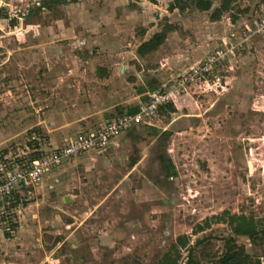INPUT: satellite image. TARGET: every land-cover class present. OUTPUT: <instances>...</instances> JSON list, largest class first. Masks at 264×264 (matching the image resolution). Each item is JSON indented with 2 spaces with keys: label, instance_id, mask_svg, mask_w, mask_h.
<instances>
[{
  "label": "rangeland",
  "instance_id": "obj_1",
  "mask_svg": "<svg viewBox=\"0 0 264 264\" xmlns=\"http://www.w3.org/2000/svg\"><path fill=\"white\" fill-rule=\"evenodd\" d=\"M52 1L0 0L3 136L32 125L36 114L28 100L43 95L50 104L64 100L54 87L55 73L66 75L90 51L110 56L112 45L133 50L145 34L143 24L154 32L167 20L187 19L188 36L177 54L190 64L181 71L212 56L217 60L206 79L175 93V112L154 119L155 127L166 129L164 140L158 141L155 129H143L137 134L145 136L142 142L135 135L116 152L77 157L54 188L33 197L21 215L23 229L13 237L0 232V264H157L179 235L190 241L179 249L178 264H186L199 239L204 241L195 247V258L211 264L231 236L264 264V240L253 243L235 235L228 223L231 215H245L264 231V33L254 22L264 16V0H235L233 10L218 20L211 13L221 0H211L205 11L191 3L188 17L178 9L169 12V0ZM44 2L51 4L43 7ZM120 29L127 37L124 46L94 42V36ZM154 57L143 61L147 68ZM178 73L165 84L170 86ZM29 133L6 141V148L21 150ZM163 148L173 179L162 192L145 191L137 174L158 171L155 152ZM66 195L72 197L69 202ZM199 226L204 229L196 231Z\"/></svg>",
  "mask_w": 264,
  "mask_h": 264
},
{
  "label": "crops",
  "instance_id": "obj_2",
  "mask_svg": "<svg viewBox=\"0 0 264 264\" xmlns=\"http://www.w3.org/2000/svg\"><path fill=\"white\" fill-rule=\"evenodd\" d=\"M169 1L171 3L174 0ZM176 9L173 11L179 10ZM188 11V7L182 10L186 16ZM169 12L171 11L169 10ZM133 15L134 17L136 16V14ZM138 17L139 16H136L135 18L138 19ZM186 20L187 19L185 17L182 18V16L176 20L178 22L175 20H167L168 23L174 25V28L168 31L165 40L156 50L144 55L138 52V47L142 42L150 39L154 33L161 30L151 32L150 28L147 27L148 25L143 24L146 28L145 34L140 36V41L133 50H121V48L115 50L117 46L113 47V45L110 46L108 44L109 42H115L114 44L116 45L124 46L127 43V37L121 35V29L118 30L117 33L110 32L109 34L105 33L101 36H94V42L97 41L98 44L105 43L106 46H110L108 50L110 52L112 51L111 55H96L94 51H90L91 55H89L83 63H78L72 69L68 70L66 75H63L65 73H55L56 77L54 78V83L57 85L55 84L56 86L54 87H59L61 89L64 93V100L57 102L60 98L59 100L55 99V105L47 102L49 98H45L44 95L39 96L33 102L29 97L30 100H28V104L34 107L33 113L36 114V117L31 119L34 120V122L32 125L19 130L16 135L3 136V132L0 133V153L7 147V145L4 144L6 141L18 139V137H20L19 135L25 134L28 131L30 133L24 138L26 141L23 148L30 145L29 142L33 140L32 138H37L38 136L41 138L36 140L38 145H40L38 140L44 143L42 144L43 147H46L47 144L60 145L66 139L74 137L77 133L93 131L118 115L137 112L139 107L148 101L150 92L163 86L170 78V75L178 71L180 72L190 64V61L181 60L179 58L181 55L177 54L181 46H183L184 49L185 40L188 36L185 32L189 25ZM111 21H114L113 17L112 19L110 18V22ZM183 26L185 28H183ZM182 30H184L183 32L185 34L180 35L181 32L179 31ZM167 46L168 49L166 48ZM206 48V46H202L200 51H205ZM103 50L110 54L104 47ZM192 51H199V49ZM113 52L116 53L112 55ZM158 52L161 53L158 55ZM155 53L157 55V57H154L156 60L155 64L147 68L143 61H148ZM79 60L82 61L83 57L79 58ZM49 69H51V67ZM164 70L165 73L163 72ZM69 78L72 80H70L69 84H66L65 81ZM159 115L164 117L165 113L162 114L159 112V109L156 110L146 121L135 124L131 129L123 132L119 137L114 139L105 150H90L82 155L92 156L98 154V156H103L107 153L116 152L121 147L124 140L130 142L135 135L139 141H144L145 136H137V134H140V131L143 129H155L159 133L160 131L158 129L160 127H155L153 123L154 119L159 117ZM157 137L159 136L157 135ZM82 155L73 157L71 160L64 162L60 167L47 173L42 182L36 187L35 197L43 194L48 188H54L55 185L59 183V178L57 177L65 170V167ZM131 162H136V159L132 158ZM29 205L28 203L19 213L20 223L18 231L20 228L23 229L21 215ZM0 232L2 234L4 232L1 226Z\"/></svg>",
  "mask_w": 264,
  "mask_h": 264
},
{
  "label": "built area",
  "instance_id": "obj_3",
  "mask_svg": "<svg viewBox=\"0 0 264 264\" xmlns=\"http://www.w3.org/2000/svg\"><path fill=\"white\" fill-rule=\"evenodd\" d=\"M254 22L257 31L264 33V16ZM217 55H221V51ZM216 60L212 56L192 65L189 70L180 71L170 86L165 84L150 92L148 101L137 112L115 117L93 131L77 133L60 145L47 144L43 147L44 143L38 140L40 145H28L19 151L16 147H10L4 156H0V226L3 231L9 237L17 234L19 213L35 197L36 187L47 173L90 150H105L123 132L146 121L161 106L174 102L175 93L187 84L206 79L205 76L213 70Z\"/></svg>",
  "mask_w": 264,
  "mask_h": 264
},
{
  "label": "trees",
  "instance_id": "obj_4",
  "mask_svg": "<svg viewBox=\"0 0 264 264\" xmlns=\"http://www.w3.org/2000/svg\"><path fill=\"white\" fill-rule=\"evenodd\" d=\"M64 2L67 0H53L52 4L55 2ZM193 3L195 7L199 10L205 11L212 7L211 0H174L168 6V9L172 12L174 9L184 10L189 5ZM235 0H221L220 5L216 7L211 13L212 19H219L225 12L231 11L234 8ZM51 3L44 2L42 6L48 7ZM41 6V7H42ZM1 12V8H0ZM234 16V20H235ZM174 28V25L170 23L164 24L161 31L154 33L150 39L141 43L138 47V52L142 55L156 50L165 40L168 31ZM162 113H171L176 111V107L173 102L160 107ZM122 115V114H121ZM120 116V115H118ZM116 116V117H118ZM30 146L33 144L37 145L36 139L29 142ZM10 148H4L0 153V156H4ZM37 155V154H36ZM222 219V218H220ZM228 223L233 229L235 235L248 236L253 243H257L258 240H264V231L258 230L256 228L255 220L253 217H247L245 215H231L228 219ZM203 226H199L196 231L203 230ZM226 250L217 259H214L211 264H263L261 258L257 255H251L245 252V250L236 244L235 236L226 238ZM190 241V236L179 235L176 241L171 245V248L166 251L162 257L159 259L157 264H178L181 257V248H187ZM203 239L197 240L195 245H193L188 250L186 264H198L199 260L195 258L194 250L197 245L203 242ZM209 255V254H207Z\"/></svg>",
  "mask_w": 264,
  "mask_h": 264
},
{
  "label": "flooded vegetation",
  "instance_id": "obj_5",
  "mask_svg": "<svg viewBox=\"0 0 264 264\" xmlns=\"http://www.w3.org/2000/svg\"><path fill=\"white\" fill-rule=\"evenodd\" d=\"M165 130L166 129L159 133L157 132L159 136L158 141L164 140L166 138V136H164L166 133L164 132ZM164 148L161 150V152H155L156 160L159 163L158 171L155 170V172L149 175L150 177L143 172L137 174L139 186L145 191L154 193L156 191L162 192V189L169 183L167 182L168 179H173L174 169Z\"/></svg>",
  "mask_w": 264,
  "mask_h": 264
},
{
  "label": "water",
  "instance_id": "obj_6",
  "mask_svg": "<svg viewBox=\"0 0 264 264\" xmlns=\"http://www.w3.org/2000/svg\"><path fill=\"white\" fill-rule=\"evenodd\" d=\"M158 130L161 132L163 129H162V128H159ZM74 191H75L76 193H78V192H79V189H78V188H74ZM71 199H72V197H71L70 195H66V196H64V200H65L66 202H69Z\"/></svg>",
  "mask_w": 264,
  "mask_h": 264
}]
</instances>
